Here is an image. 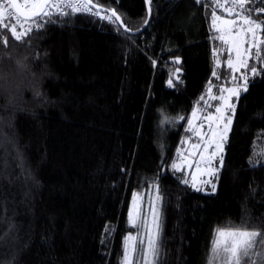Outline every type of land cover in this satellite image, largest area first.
<instances>
[{
	"label": "trees",
	"instance_id": "trees-1",
	"mask_svg": "<svg viewBox=\"0 0 264 264\" xmlns=\"http://www.w3.org/2000/svg\"><path fill=\"white\" fill-rule=\"evenodd\" d=\"M92 1L129 30L147 21V0ZM149 5L138 33L70 12L27 42L5 45L0 29V264H122L132 197L151 184L155 264H211L220 230L264 234V72L236 101L215 190L194 187L172 164L207 87L230 83L211 28L226 14L212 0Z\"/></svg>",
	"mask_w": 264,
	"mask_h": 264
},
{
	"label": "snow or ice",
	"instance_id": "snow-or-ice-1",
	"mask_svg": "<svg viewBox=\"0 0 264 264\" xmlns=\"http://www.w3.org/2000/svg\"><path fill=\"white\" fill-rule=\"evenodd\" d=\"M228 2L229 0H224V3L217 2V7L222 9L227 16L234 18H224L213 12L212 26L214 31L219 33L215 38L220 41L222 46H228V58L224 63L229 70L228 79L233 84V87L221 88L219 90L220 95L211 96L212 100L224 101L225 91L229 96H238L240 87H243L244 91L247 90V80L250 75L255 76L264 72V67H260L259 69L256 67L257 63H264V47H262L264 46V7H261L254 17L253 12L257 10L245 7L248 4V0H231V6H226ZM260 2L264 4V0H260ZM148 3L150 4L151 0H148ZM91 4L92 0H0V29H3L4 33H6L3 36L2 42L5 45L9 43V39L27 42L25 37L32 31L42 28L46 20L51 22V16L69 15V11H65V9L71 12H91ZM95 14L99 15V12ZM113 17L115 20H113ZM104 18L113 22L120 21V17L116 14L115 10H111V15ZM218 22L222 26L218 27ZM233 51L235 52V62L232 56ZM176 62L179 63V60L177 59ZM216 66L220 67L219 59L216 60ZM175 72H179V69H176ZM211 74L217 79L220 78L215 70ZM167 83L169 87L175 86L171 78ZM211 91L212 89L209 87L208 94ZM200 100L203 101L204 97H200ZM204 107H212L215 113L221 111L219 106L205 104ZM230 107L233 108L234 114V106ZM198 110L199 106L194 107L191 112L192 118H196ZM204 118L211 120L212 114L208 113ZM179 119L184 120L185 118L179 117ZM187 123L188 128L186 131H194L192 119H188ZM228 123H231V117H229ZM200 127L202 128L204 125L201 124ZM208 127L209 131H211V125ZM196 134L199 135L198 132ZM209 143H211V139H209ZM193 147L199 148V144H194ZM203 151H208V144H205ZM201 159H203L202 154ZM172 168L182 170L180 165L175 163L172 164ZM183 183L188 184L189 181L185 179ZM213 190H215V185H213ZM157 199H159V196H157ZM134 207H137L135 200ZM153 214L155 215V213ZM139 217L140 212L138 207L135 215L132 212L129 213V222L133 227H137V219ZM153 224L156 229L155 238L151 235L148 237L147 249L144 248L143 241L140 242L139 247L137 246L135 243L137 238L135 236L130 234L126 237L123 250L124 264H133V258L138 253L144 255V264H149V261L146 259L148 256H151L153 261L158 258L159 249L156 238L159 236L160 226L157 219L153 220ZM145 226L143 220H141L140 227ZM257 256L264 261V234L258 231L240 229L220 230L218 231V239L213 247L211 264H216L217 260H220L221 264H256L253 257Z\"/></svg>",
	"mask_w": 264,
	"mask_h": 264
},
{
	"label": "rangeland",
	"instance_id": "rangeland-1",
	"mask_svg": "<svg viewBox=\"0 0 264 264\" xmlns=\"http://www.w3.org/2000/svg\"><path fill=\"white\" fill-rule=\"evenodd\" d=\"M216 14L223 16L224 18H234L220 13H216ZM217 26L219 27L222 25L218 22ZM211 28L213 29L212 17H211ZM215 35L218 36L219 33L215 32ZM227 49L228 46L227 45L222 46L219 41V45L217 44V47L215 48L216 59L220 60L222 54H224L226 60L228 58ZM232 56L235 62L234 51L232 52ZM225 73L227 74V72ZM237 75H239V73H237ZM228 76L226 80H228ZM222 78L224 79V77ZM248 81L249 80H247V84ZM209 87H211L212 89L210 94H208ZM229 87H233V84L232 83L219 84V82H215V83L212 82L207 87L206 91L202 95L204 97V100L203 101L199 100V102L195 105V107L199 106V110L197 111L196 118H192L191 114L188 118V119H192V125L194 131L192 132L187 131L188 134L182 141V145L180 146L178 152V158L176 161H174L175 164L180 165L181 169L184 170L183 172L187 176V179L190 180V182L194 185V187L202 188L207 191L212 190L213 185H215L216 187L215 178L221 165L224 146L228 138V134L231 129L232 121H233V115H234L233 108L230 106H234V111H235L236 101L239 98L240 94L244 92V90L243 87H240L238 96H229V94L225 91L224 101L212 100L211 96H219L220 95L219 90L221 88L226 89ZM205 104L219 106L221 108V111L219 113H215L212 107L205 108L204 107ZM208 113L212 114L211 120H207L204 118ZM229 117H231V123H228ZM201 124H203L204 127L201 128L200 127ZM209 125H211V131H209V127H208ZM186 128H188V123ZM197 132L199 133V135L196 134ZM209 139H211V143H209ZM194 144H199V148H194L193 147ZM205 144H208L207 152L203 151ZM201 154L203 155V159H201ZM157 187L158 186L156 184H151L149 188L147 187L146 189H143L141 191H136L132 197L128 210V222H129V213L132 212L135 215L137 211V207L140 212V217L137 219V227H136L137 230L135 232H129L126 237H128L130 234L132 236H135L137 238L135 243L137 244L138 247L140 246V242L143 241L145 249H147L148 237L151 235L155 238L156 229L154 227L153 220L157 219L159 226L161 223V198L158 193ZM157 196H159V199H157ZM134 200H135V205L137 207H134ZM153 213H155V215ZM141 220H143L144 224L146 225L145 227H140ZM156 239L158 246L159 236ZM217 239H218V233L215 236V242L217 241ZM212 254H213V250H212ZM146 259L149 261V264H155L156 262V260L154 261L152 260L151 256H148ZM144 260H145L144 255L138 253L133 258V264H144ZM122 264H124L123 257H122ZM216 264H221V261L217 260Z\"/></svg>",
	"mask_w": 264,
	"mask_h": 264
},
{
	"label": "water",
	"instance_id": "water-1",
	"mask_svg": "<svg viewBox=\"0 0 264 264\" xmlns=\"http://www.w3.org/2000/svg\"><path fill=\"white\" fill-rule=\"evenodd\" d=\"M91 5L93 7H95V8H97V9H99V10H102V11H105V12H108V13L111 14V10L110 9H106L104 7L98 6L93 1H92V4ZM147 6H148V18H147V22L140 29H138V30H129V29H127V27L125 26L122 18L120 17V15L118 13H116V14L120 17V21H117V22L122 26L123 29H125L129 33H138L140 31H142L148 25V23H149V21L151 19V15H152L151 7H150V5L148 3V0H147Z\"/></svg>",
	"mask_w": 264,
	"mask_h": 264
},
{
	"label": "built area",
	"instance_id": "built-area-1",
	"mask_svg": "<svg viewBox=\"0 0 264 264\" xmlns=\"http://www.w3.org/2000/svg\"><path fill=\"white\" fill-rule=\"evenodd\" d=\"M212 1H214L216 4H217V2L224 3V0H212ZM226 6H231V0H229L228 4ZM90 7L92 8V11L91 12H86V11L71 12L68 9H65V11H69L70 13H81V14L93 15V16H95L97 18H104L105 16H110L111 15L110 13H106L105 14V13L99 11L98 9H96L95 7H93L92 5H90ZM245 7H251V8H253V6H251L250 3L246 4ZM259 9L260 8H256L257 12L259 11ZM53 11H55V10H53ZM96 12H99V15L95 14ZM105 20H108V19H105Z\"/></svg>",
	"mask_w": 264,
	"mask_h": 264
},
{
	"label": "clouds",
	"instance_id": "clouds-1",
	"mask_svg": "<svg viewBox=\"0 0 264 264\" xmlns=\"http://www.w3.org/2000/svg\"><path fill=\"white\" fill-rule=\"evenodd\" d=\"M6 98L9 100V103H11V98L10 97H7V96H6Z\"/></svg>",
	"mask_w": 264,
	"mask_h": 264
}]
</instances>
